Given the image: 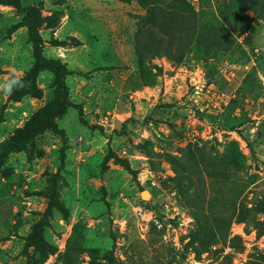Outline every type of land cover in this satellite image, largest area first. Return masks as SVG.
Instances as JSON below:
<instances>
[{
	"label": "rangeland",
	"instance_id": "374dc122",
	"mask_svg": "<svg viewBox=\"0 0 264 264\" xmlns=\"http://www.w3.org/2000/svg\"><path fill=\"white\" fill-rule=\"evenodd\" d=\"M21 3L70 73L0 0V264H264V0Z\"/></svg>",
	"mask_w": 264,
	"mask_h": 264
},
{
	"label": "trees",
	"instance_id": "16d2710c",
	"mask_svg": "<svg viewBox=\"0 0 264 264\" xmlns=\"http://www.w3.org/2000/svg\"><path fill=\"white\" fill-rule=\"evenodd\" d=\"M11 3L15 4L20 10H22L27 19H28V37L30 41L34 44V58L35 62L32 68L28 71L26 77L36 79L38 71L42 67L52 68L56 75L58 81V95L65 100V94L68 91V85L66 83V77L70 73V70L67 68L66 64L63 63L60 59L54 57H48L44 53L45 41L39 33V25L42 20L41 12L33 7L32 5L24 6L21 3V0H11ZM25 77V78H26ZM69 106L78 107L80 109V114L82 116V122L88 124L86 119L83 118L82 106L71 101L62 106L61 109H57L55 115H62L66 112ZM52 126L55 125L54 121H51ZM261 233V231H260Z\"/></svg>",
	"mask_w": 264,
	"mask_h": 264
},
{
	"label": "clouds",
	"instance_id": "9594fccd",
	"mask_svg": "<svg viewBox=\"0 0 264 264\" xmlns=\"http://www.w3.org/2000/svg\"><path fill=\"white\" fill-rule=\"evenodd\" d=\"M25 86L24 80L20 77H16L13 73L12 76L5 81V83L0 84V89L4 90L8 94H11L14 89H20Z\"/></svg>",
	"mask_w": 264,
	"mask_h": 264
},
{
	"label": "water",
	"instance_id": "95a60500",
	"mask_svg": "<svg viewBox=\"0 0 264 264\" xmlns=\"http://www.w3.org/2000/svg\"><path fill=\"white\" fill-rule=\"evenodd\" d=\"M145 192H149V191H147V190H144V191H143V195H145V194H144Z\"/></svg>",
	"mask_w": 264,
	"mask_h": 264
},
{
	"label": "bare ground",
	"instance_id": "6f19581e",
	"mask_svg": "<svg viewBox=\"0 0 264 264\" xmlns=\"http://www.w3.org/2000/svg\"><path fill=\"white\" fill-rule=\"evenodd\" d=\"M144 194L149 195V192H145Z\"/></svg>",
	"mask_w": 264,
	"mask_h": 264
}]
</instances>
